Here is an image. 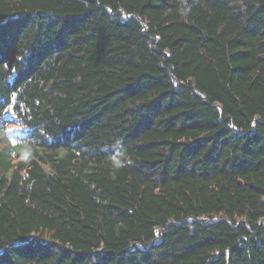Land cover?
<instances>
[{
  "label": "trees",
  "instance_id": "trees-1",
  "mask_svg": "<svg viewBox=\"0 0 264 264\" xmlns=\"http://www.w3.org/2000/svg\"><path fill=\"white\" fill-rule=\"evenodd\" d=\"M0 264H264V0H0Z\"/></svg>",
  "mask_w": 264,
  "mask_h": 264
}]
</instances>
